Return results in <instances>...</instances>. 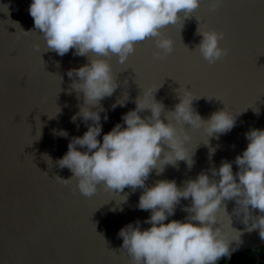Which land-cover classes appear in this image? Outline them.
<instances>
[{
    "label": "water",
    "instance_id": "water-1",
    "mask_svg": "<svg viewBox=\"0 0 264 264\" xmlns=\"http://www.w3.org/2000/svg\"><path fill=\"white\" fill-rule=\"evenodd\" d=\"M30 2L0 0L5 6H0V264H132L118 230L137 219L142 229L150 226L143 222L150 210L137 207L143 189L125 186L110 191L97 184L93 194L84 195L75 178L63 184L54 177H72L70 169L58 167L55 160L66 152L72 136L86 130L79 117L75 122L70 119L78 111L82 93L69 90L66 71L88 63L94 54L75 55L70 48L58 55L47 49L28 12ZM178 16L176 24L160 30L173 41L167 54L155 55L161 51L156 38L147 37L136 43L123 63L116 55L106 58L118 86L100 100L108 119L101 121L98 139L115 123L123 126L121 114L134 108L135 98L148 87H157L155 98L164 105L160 118L169 119L189 136L191 167L179 160L165 164L158 174L152 169L147 186L173 178L182 186L201 170L211 177V168H218L222 159L233 161L235 173L234 158L248 142L245 132L264 128V0H220L215 8L210 0H200L187 17L183 10ZM198 26L222 34L219 46L227 52L214 63L195 48L201 39ZM22 29L30 32L24 34ZM183 89L199 96L192 103L204 119L223 108L240 111L233 128L206 137L202 128L177 124L169 112ZM125 96L123 106L110 107ZM53 129H65L68 136H54ZM45 156L53 161L51 168ZM190 203V197L181 198L164 222L185 217L184 207ZM234 206V200H224L217 210L213 227L229 239L228 252L218 260L264 246L259 228L249 230L252 220L244 224ZM258 212L252 209L253 216Z\"/></svg>",
    "mask_w": 264,
    "mask_h": 264
},
{
    "label": "clouds",
    "instance_id": "clouds-1",
    "mask_svg": "<svg viewBox=\"0 0 264 264\" xmlns=\"http://www.w3.org/2000/svg\"><path fill=\"white\" fill-rule=\"evenodd\" d=\"M219 2L210 0V7L215 8ZM199 4L200 0H31L28 7L33 25L41 31L47 49L58 55L70 48L75 55L94 54L88 63L66 71L70 78L69 90L82 93L78 111L70 119L75 122L79 117L86 130L82 135L72 136L66 152L55 160L58 167L69 168L72 177H54L63 184L75 178L84 195L93 194L97 184L110 191L122 190L125 186L143 189L137 207L150 210L143 221L150 226L142 229L137 219L118 230L122 248L132 264H215L228 252L229 245L226 233L213 227L224 200H234L233 212L242 214L241 220L246 225L251 219L249 230L259 228L264 238V128L251 127L245 132L248 142L234 158L238 165L235 173L233 161L222 159L218 168H211V177L201 170L182 186L174 178L157 180L152 186L145 184L152 169L158 174L165 164L175 165L184 160L190 168L193 163L186 147L188 134L169 119L165 122L160 118L164 105L155 98L157 87L142 89L134 100L135 107L121 114L123 126L121 122L115 123L98 139L101 121L108 119L107 109L100 100L111 96L118 86L106 58L116 55L123 63L136 43L147 37L156 38V47L161 51L155 55L167 54L172 51L173 41L162 35L161 28L176 24L181 19L179 10L187 17ZM29 32L23 30L24 34ZM197 32L201 39L195 48L210 64L226 54L227 49L219 46L221 33L199 26ZM198 97L183 89L169 112L177 124L202 128L206 137L233 128L240 111L223 108L204 119L192 103ZM125 99L126 96L114 100L110 107L123 106ZM145 109L150 115L142 117L140 113ZM53 135L67 137L68 132L53 129ZM45 157L51 168L53 161ZM189 197L191 203L184 207L185 217L168 219L165 223L174 214L180 199ZM252 209L259 210L256 216L252 215Z\"/></svg>",
    "mask_w": 264,
    "mask_h": 264
},
{
    "label": "trees",
    "instance_id": "trees-1",
    "mask_svg": "<svg viewBox=\"0 0 264 264\" xmlns=\"http://www.w3.org/2000/svg\"><path fill=\"white\" fill-rule=\"evenodd\" d=\"M215 264H264V246L231 254Z\"/></svg>",
    "mask_w": 264,
    "mask_h": 264
}]
</instances>
